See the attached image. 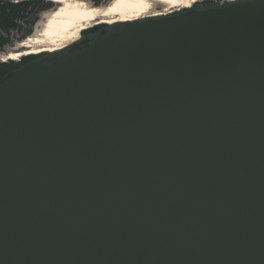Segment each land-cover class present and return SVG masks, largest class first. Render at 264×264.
<instances>
[{"label": "water", "instance_id": "water-1", "mask_svg": "<svg viewBox=\"0 0 264 264\" xmlns=\"http://www.w3.org/2000/svg\"><path fill=\"white\" fill-rule=\"evenodd\" d=\"M110 26L0 80V264H264V0Z\"/></svg>", "mask_w": 264, "mask_h": 264}, {"label": "bare ground", "instance_id": "bare-ground-1", "mask_svg": "<svg viewBox=\"0 0 264 264\" xmlns=\"http://www.w3.org/2000/svg\"><path fill=\"white\" fill-rule=\"evenodd\" d=\"M58 7L51 11L43 23L42 29L29 36L18 48L4 57L3 60H18L25 55L56 52L65 49L80 39L83 31L92 23L115 25L172 13V10L192 8L201 0H111L107 5H92L86 0H54ZM164 4L163 12L150 13L156 4Z\"/></svg>", "mask_w": 264, "mask_h": 264}, {"label": "trees", "instance_id": "trees-1", "mask_svg": "<svg viewBox=\"0 0 264 264\" xmlns=\"http://www.w3.org/2000/svg\"><path fill=\"white\" fill-rule=\"evenodd\" d=\"M91 1L95 5H102L109 2V0ZM207 1H202V3ZM54 3V0H0V51H5L8 47H13L31 36L34 31V26L39 21L40 14L53 9ZM105 26L108 27L109 31L113 29L112 26L101 23L90 29L88 28L82 34L92 29H99ZM44 55L51 56L53 54L25 55L19 60L8 59L6 61H0V80L11 72L18 71L40 60Z\"/></svg>", "mask_w": 264, "mask_h": 264}, {"label": "rangeland", "instance_id": "rangeland-1", "mask_svg": "<svg viewBox=\"0 0 264 264\" xmlns=\"http://www.w3.org/2000/svg\"><path fill=\"white\" fill-rule=\"evenodd\" d=\"M87 2H89L90 4H92V5H95L94 4V2H92L91 0H86ZM202 1H205V0H201V1H199V2H197L196 4H198V3H202ZM212 1V3L214 4V5H222V4H226V3H229L230 2V0H211ZM111 2V0H109V2L108 3H110ZM108 3H105V4H102V5H107ZM58 5H59V3H57V2H55L54 3V7H53V9H51V10H48V11H44V12H42L41 14H40V17H39V21L36 23V25L34 26V31H33V34H35V33H37V32H39L41 29H42V27H43V23H44V21H45V19L48 17V15L51 13V11L52 10H54L55 8H57L58 7ZM165 9H166V7L164 6V4H156L155 6H153L152 7V9L150 10V13H156V12H163V11H165ZM174 11H176V10H174ZM98 24H101V23H92V25L90 26V28H92L93 26H96V25H98ZM87 33V32H86ZM85 35V33H83V34H81V37H80V39L83 37ZM22 43V42H21ZM73 44H74V42H73ZM17 45H20V43L19 44H16L15 46H17ZM70 45H72V43L70 44ZM15 46H13V47H8L7 49H5V51H0V61H2L3 59V57H4V55H6L8 52H10V51H14V47ZM57 52V51H56ZM50 53H52V52H50ZM21 58V57H20ZM19 58V59H20ZM18 59V60H19Z\"/></svg>", "mask_w": 264, "mask_h": 264}, {"label": "flooded vegetation", "instance_id": "flooded-vegetation-1", "mask_svg": "<svg viewBox=\"0 0 264 264\" xmlns=\"http://www.w3.org/2000/svg\"><path fill=\"white\" fill-rule=\"evenodd\" d=\"M232 1H235V0H230V2H232ZM211 5H214V4L212 3L211 0H208L207 2L195 4L193 7L200 8V7H207V6H211ZM222 5H224V4H222ZM177 11H179V10H176V11L172 10L171 12H177ZM107 31H109L107 26L101 27L99 29H92V30L88 31L87 33H85V35L81 39L74 42V44L78 43L80 45H84L86 43H90V42L94 41L97 37H99L102 33L107 32ZM72 45H73V43H72ZM70 46L71 45H69V47ZM69 47L67 46L66 49H63L64 50L63 52H68ZM59 51H61V50H59ZM45 53H50V52H45ZM52 53H54V52H52ZM51 56L50 55L49 56L44 55L41 59L51 57Z\"/></svg>", "mask_w": 264, "mask_h": 264}]
</instances>
